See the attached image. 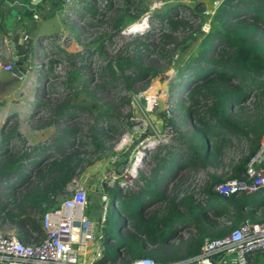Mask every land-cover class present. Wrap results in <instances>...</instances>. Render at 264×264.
<instances>
[{
    "label": "trees",
    "instance_id": "1",
    "mask_svg": "<svg viewBox=\"0 0 264 264\" xmlns=\"http://www.w3.org/2000/svg\"><path fill=\"white\" fill-rule=\"evenodd\" d=\"M96 1L99 0H90V2L85 0L81 7L73 10L77 21L90 16L92 21L87 22L86 25L94 29L98 25H105L102 20H97V16L104 17L113 12L107 24L109 31L105 30V37H96L91 40V44L85 45L82 52L65 54L71 68L62 76L63 79L59 83L68 88L71 93L54 105L51 111L52 116L44 125L37 126L41 128L52 125L54 122L59 124L63 117H71L78 111L97 110L93 124L84 135L87 140H79L78 128L63 125L58 130V126L55 128L57 132L53 134L52 140L32 145L31 150L23 148L13 152L9 144H12L13 137L18 135L16 128L1 131L0 177L11 182L19 180L23 189L25 186L18 197L13 196L15 203L21 209L19 213L13 214L9 211L5 214V217L18 225L20 229L18 237L25 243H30L31 236L24 229L26 225H31L42 233L40 220L43 212L56 207L69 194V183L73 178L90 166L95 158L100 157L107 150H112L114 144L118 142L123 122L114 118L113 108L109 110L108 107V109H101L96 106L93 102L97 97L96 94L102 93L104 89L116 90L123 85L126 89H131L135 84L148 81L151 77L158 75L161 71L157 69L159 62L163 60L167 67L170 66L176 52L192 38L191 34L180 38L175 36L178 29L183 31L188 29L191 32L193 21L198 19L199 27L206 17H210L209 31L202 33L197 53L190 55L176 69L177 77L183 72L187 74L186 81L180 85L187 91L186 104L179 102L173 106V110L182 116L192 118V128L178 132L177 135L180 142L186 145V150L178 160L176 158L179 155L169 150L163 152L164 156L156 155L155 158H158L157 164L165 162L177 164L182 160L185 166H188L187 168L194 170L208 165L217 166L232 137L245 139L247 154L232 162L229 170L224 173L225 176L209 174L208 182L200 188L203 195L202 201L206 199L201 206L202 201L199 203V200L194 199L196 194L194 190H186L184 197L178 201L168 197L167 217L160 222L161 226H159L160 220L156 217H151L152 220L140 218L132 232L117 233L113 239L110 230L106 229L111 228L108 223L109 213L106 212L102 228L107 245L102 261L124 263L137 257H150L159 263L182 260L197 254L206 238L221 237L230 231L229 227L221 226L219 221H215L216 228L210 227L207 230L196 225L197 233L183 246H170L167 244V238L169 234H172L173 220L176 219L172 217L175 206L180 209L176 208L175 213L185 216L184 218H187L189 214L201 221L205 217L209 218L206 213L212 212L219 218H226L228 222H231L232 227L238 226L245 219L257 222L256 213L262 211L264 213L263 200L261 202L252 200L253 203L250 198L252 194L245 193L221 196L213 190V186L227 179L243 178L246 162L257 149L264 134V115L256 108L257 104L261 105L260 97L264 94V78L262 79L264 76V0H223L211 16L201 14L200 11L204 10L201 7L202 2L196 1L194 9H191L192 22L187 17L177 18L176 11L180 7L178 4H170L152 15L161 22L155 42L150 40L152 33L149 31L140 33L128 46L118 51L105 63L98 62L97 57L107 53L106 49L112 46L111 40L127 24L137 20L139 15L146 11L147 6L135 5L132 0H121V2L105 0L106 5L104 4L103 8L105 7L106 11L101 13L97 10V5L89 4H94ZM198 27L194 29V32L198 30ZM76 31L79 32V29ZM0 32H2L1 21ZM170 45L172 46L169 47ZM3 50L0 45V52ZM83 53H86V56ZM53 65L54 60L50 61L48 71H41V74H45V77L52 75ZM77 83L80 88H77ZM91 84L96 86L90 88ZM253 89L258 95L252 106L238 108L237 106L249 98ZM80 96H83L85 100L89 99L91 103L88 104L85 100L78 101ZM120 102L121 105L124 102L128 103V100L123 99ZM247 109L249 111H245ZM194 115L198 117L194 119ZM168 122L174 125L173 120ZM126 123L129 125V122ZM68 137L73 138L75 143ZM52 147H54L53 152L49 151ZM76 147L81 150L74 149ZM46 150L48 153L45 152ZM43 152L47 153L44 160V157L40 158ZM34 164L38 166L36 165L37 167L30 173L27 166ZM106 193L109 197L106 210L119 206L118 209L127 216L131 213L128 209V198L119 200L112 189H107ZM4 205L5 203H0V211L4 210ZM192 208H195L194 211ZM23 209H30L32 214L25 215ZM147 242H152L155 247L147 248ZM126 254H128V260L123 258ZM255 255L253 261L249 256L250 264H264V251H258Z\"/></svg>",
    "mask_w": 264,
    "mask_h": 264
},
{
    "label": "rangeland",
    "instance_id": "2",
    "mask_svg": "<svg viewBox=\"0 0 264 264\" xmlns=\"http://www.w3.org/2000/svg\"><path fill=\"white\" fill-rule=\"evenodd\" d=\"M75 2L80 0H74ZM85 1V0H84ZM121 2V0H117ZM135 2V5L138 4L140 6H147L146 11L139 15V18L132 23L127 24L118 35L111 40L112 46L108 47L107 53L101 54V56L97 57V61L105 63L106 60L111 59L118 51L123 50L125 46H128L130 42L136 38V36L140 33L149 31L152 33L150 35V40L155 42L158 38V32L161 28L160 19L153 17L152 15L156 12L162 11L168 5H179V9L176 11L178 15L177 18L181 19L184 17L190 18L192 22V13L191 9H194V3L196 1L202 2V8L204 9L200 13L207 15V9L211 8V4L213 0H132ZM90 2V0H89ZM115 2V1H112ZM84 4V3H83ZM90 6L97 5V10L101 13L106 11V8H103L105 4V0L96 1V3H89ZM106 5V4H105ZM132 12V11H131ZM135 13V12H133ZM113 12L106 14L104 17L97 16V20H102V26H96V28H88L86 23L92 21L90 16H87L85 19H80L77 21V16L68 18V21L63 24L62 32L56 36H53L52 39L49 41L48 45L49 48L52 46L51 49H55L54 51L56 54H49L48 59H43L46 51H41L39 56L35 59L37 64H40V72L37 71L36 67L26 74L25 80L23 82H16L15 84L7 87L12 88L8 90V94H5L3 97H0V138H1V131L5 129L6 131L10 128H16L18 135L13 137L12 144H9V148L15 152L16 150H20L26 148L31 150V146L43 143L45 140H52L53 134L57 130L61 128L63 125L72 126L78 128L79 140L85 141L87 138H84V135L88 132L89 127L93 124L95 120L94 112L87 111H78V113L72 115L71 117H63V119L59 122H54L52 125H47L45 127L38 128L37 126L43 124L49 120L52 116L51 111L54 108V105L59 102L60 100H64L69 92L68 88L63 87L60 85V80L63 79L64 76L71 68L70 62L65 58V54L68 52H82L85 45H90L91 40L96 37H105V30H108L107 24L110 21ZM63 15H61V18ZM64 18V17H63ZM175 18V19H177ZM210 17H206L203 22L198 27V19L194 20L192 23V30L191 32L186 30L178 29L175 36H181L191 34L192 38L182 45L178 52L173 57V61L170 66H166L165 61H160L157 65V69L161 70L160 73L154 77H151L148 81H142L135 86H132L131 89H126L123 86L118 87L115 89H104L102 93L96 94V99L93 100L96 106L103 109L106 108L111 110L113 108L114 118L117 120H121L123 123L122 125V133L120 137L117 139L118 142L114 144L112 150H107L103 155L94 159L93 163L85 168L82 172H79L75 178H73V182L70 183V186L73 188L76 185H82L87 189L88 197H87V206L85 209V213L89 218L92 220L97 221L99 217H101L103 208L101 202V192L96 189V184L102 180L107 181L106 184L102 183L103 186L109 184L112 181L111 175L114 176L113 173H107L105 168H109V164L112 161H117L118 157L122 156V162L132 163V158L129 159L131 154H135L138 150H141L143 147L145 148L148 140L144 141L145 138L152 139L151 135H159L163 133L165 130L168 132L167 136L165 137L164 141L155 149H145V155L142 159L143 162L146 163V167H151L154 163L158 161V158H155L156 155L164 156L163 152L165 150H169L170 152L176 153L178 160L182 154H184L186 150V145L180 142L178 138V132H184L186 130H190L193 126L192 118L182 116L177 111L173 110V106L177 103L181 102L186 104V92L183 87L181 88L180 85L182 82L186 81L187 74L183 72L180 76L177 77L176 69L181 66L184 61L193 54H196L198 51V45L201 40L203 32L202 25L204 22H209ZM83 22V23H82ZM96 22V21H94ZM146 24L143 25L142 29L127 31L132 27V25L137 24ZM102 23V22H101ZM198 27V30H195ZM79 29V32L76 30ZM109 31V30H108ZM189 32V33H188ZM47 45V46H48ZM77 45V46H75ZM54 46L56 48H54ZM170 45L169 47H171ZM59 48V49H57ZM80 48V49H79ZM50 49V50H51ZM74 50V51H69ZM2 53V52H1ZM86 56V53H83ZM0 61H4V58L7 56H0ZM58 59V60H57ZM154 59V58H153ZM54 60V65L52 68V75L44 76L41 74V70L44 72L48 71V66L50 65V61ZM155 60V59H154ZM2 61V62H3ZM156 61V60H155ZM157 62V61H156ZM78 66V64H77ZM57 76V78H56ZM60 77V78H58ZM264 76H262V79ZM46 79V80H45ZM191 84V83H190ZM189 84V85H190ZM77 88H80V85L76 84ZM75 86V87H76ZM96 84L90 86V88L95 87ZM122 87V88H121ZM181 88V89H180ZM5 92V90H0V92ZM264 92V87H263ZM83 93V92H82ZM84 94V93H83ZM258 93L253 91L251 92L249 98L243 101L239 107H247L252 106L253 102L256 100ZM0 96H2L0 94ZM157 97L161 99V102L166 100L165 103H170V116L165 118L163 115V111L159 113V117L152 116L151 114H147L144 112V107L141 105L143 103L144 97ZM127 99V102H124L120 105V100ZM259 99V98H258ZM84 101L85 98L83 96L78 97V101ZM141 100V101H140ZM8 101V102H7ZM261 105L257 104L256 108L261 110L262 115H264V94L260 97ZM86 103H91L89 99L85 100ZM145 103H143L144 105ZM165 104L162 103L161 106ZM114 106V107H113ZM145 106V105H144ZM108 107V108H107ZM251 108V107H249ZM249 111V109L245 110ZM251 111V110H250ZM130 114V115H128ZM76 117V118H74ZM198 116L194 115V119ZM53 118V117H52ZM160 118V119H159ZM173 120V124L169 123V120ZM168 120V121H167ZM104 122V121H103ZM129 122V125L126 123ZM105 124V123H104ZM114 124V121H113ZM71 142L75 143L73 138H69ZM217 140V139H216ZM219 140V139H218ZM143 142V143H142ZM160 143V142H159ZM160 145V146H159ZM162 147L160 150L159 148ZM81 150L80 148H74ZM90 149V148H88ZM160 153H159V151ZM2 148L0 149V152ZM49 151H54V147H52ZM45 152L48 153L46 150ZM43 152L44 154L40 155V158L45 159V155L47 153ZM52 154V153H51ZM160 154V155H159ZM247 154V146L246 141L244 138L237 139L232 137L230 142L227 143L225 147L224 154L221 158L220 164L217 166H206L203 168H198L194 170L192 168H187L183 171L175 170L173 172L175 175L172 177L174 181L171 182L169 185L168 191L169 194L176 192H184V191H192L194 190L199 196H201L200 188L209 180V174L215 173L218 175L225 176V172L229 170L230 165L232 162L236 161L243 155ZM41 160V161H43ZM39 164H42L39 162ZM38 164H34L31 166H27L28 171L31 173ZM43 166V165H42ZM26 168V169H27ZM112 172V171H111ZM177 174V175H176ZM31 176V174H30ZM116 176V175H115ZM15 178V177H12ZM11 178V179H12ZM101 184V185H102ZM182 184V185H181ZM22 183L19 180L15 182H11L6 178L1 179L0 177V203L4 205V210L0 211V231L4 233H14L17 236L20 235V229L16 223H13L10 219L5 217L7 212H11L13 214H18L21 210L17 204L15 203V197H18L25 189L22 187ZM27 186V185H26ZM94 187V190L91 189ZM117 187V186H116ZM115 187V188H116ZM106 187H103L102 192L106 193ZM262 191V189L260 190ZM259 191V192H260ZM257 194L250 195L251 200L256 202H261L264 199V194L261 192ZM69 195V194H68ZM66 195V197L68 196ZM107 203L109 202V197L107 195ZM107 208L106 212L109 213V221L111 228H106L110 230V235L114 239L117 233H119L120 223L122 221L121 217L123 214L119 215L120 209L116 208ZM23 213L25 215L32 214L30 209H23ZM38 215V214H37ZM106 215V214H105ZM210 219H213L215 215L211 212L209 214L206 213ZM187 218L194 222L193 219L187 214ZM186 218V219H187ZM124 219V217H123ZM207 219V217H205ZM220 222L221 226L229 227V230L233 229L231 222H228L227 219H222L221 217L217 219ZM217 221V222H218ZM27 226V225H26ZM25 226V230L28 231L29 235L31 236L30 242H36L42 237L41 231L38 232L32 226ZM177 230L172 231V235H174L173 240L168 243V245L172 246H183L190 238L194 237L197 233L195 228H188V226H179ZM208 229V228H204ZM209 239V238H206ZM128 254H126L123 258L127 259Z\"/></svg>",
    "mask_w": 264,
    "mask_h": 264
},
{
    "label": "built area",
    "instance_id": "3",
    "mask_svg": "<svg viewBox=\"0 0 264 264\" xmlns=\"http://www.w3.org/2000/svg\"><path fill=\"white\" fill-rule=\"evenodd\" d=\"M222 1L213 0L206 14L211 16ZM209 26L210 21L204 22L201 30L208 32ZM0 66L5 70L13 68L9 61L0 62ZM165 101L161 102L155 96H145V106L142 102L141 105L147 114H154L161 107L163 116L167 118L170 116V103ZM162 103L165 105L161 106ZM167 134L166 130L159 135L154 133L147 145L153 144L154 148L164 141ZM139 154L144 157L145 150H138L129 156L132 163L127 162L121 174L125 178H132L135 174L137 166L134 163ZM242 176V179L232 178L216 183L213 190L221 196H230L254 194L264 189V134L257 149L248 158ZM70 183L69 195L56 207L43 212L40 220L42 237L38 241L25 243L14 233L0 231V264H250V255L264 251V221L245 219L225 235L205 239L199 252L189 258L162 263L155 262L150 257H137L124 263L102 261L107 245L102 227L108 201L107 195L102 192L103 185L96 187L101 192L103 212L95 221L85 213L87 189L80 184L73 188Z\"/></svg>",
    "mask_w": 264,
    "mask_h": 264
},
{
    "label": "crops",
    "instance_id": "4",
    "mask_svg": "<svg viewBox=\"0 0 264 264\" xmlns=\"http://www.w3.org/2000/svg\"><path fill=\"white\" fill-rule=\"evenodd\" d=\"M83 2L84 0H80V2H75L74 0H0V12L2 17L0 19L2 26V32H0V45H2L4 49L2 53L0 52V56H7V58H4V61H2L8 62L10 60L11 52L9 50V44L12 41V43L15 44L14 47L17 51V54H22L26 58L25 60L29 62V66L22 65L19 67L20 72L23 74L22 77L14 76L11 79H6L8 78V76L5 74L6 70L4 69V71L0 66V90H5V92H0L2 95L0 97L8 94V90L12 89L7 87L15 84L18 81L20 83L23 82V80L26 78V74H28V72L32 70L33 67H36L37 71L40 72V64H37L35 59L37 56H39L41 51L47 52L43 59H48L49 54H56L54 52L56 50L51 49L52 46L49 48V41L53 36H56L55 34L58 35L62 32L63 24L68 21V18L76 16L73 10L81 7ZM61 15H63L64 18H61ZM8 36H10L12 39H8ZM54 48L56 47L54 46ZM160 112L161 110H158L156 113L151 115L158 118ZM149 139L150 138L144 140L146 141ZM157 146L152 149H155ZM161 148L162 147H160L159 150ZM144 149L145 148L143 147L142 150ZM132 155L134 154H131L130 156ZM158 164L159 166H157ZM158 164L156 162V164L154 163L151 167L147 168L146 163L141 161L134 172L135 174L133 178H125L123 175H121L122 170L119 171V168L122 167L123 169V167L126 165L122 162V156L120 158L118 157L117 161H112L111 164H109V168H105L107 173L114 172V176L111 175L112 181L110 182V185L107 184L104 186L106 189H112L114 193L118 195L117 197L119 200L128 198V209L131 210L129 211L131 213L128 216L121 211L119 212V215L123 214L121 217L122 221L120 223L119 233H125L126 231L132 232L134 226H136L137 221L140 218L150 219L151 217H156L160 220V223L167 217L166 206L168 197L172 199L174 198L173 201H178L184 197L185 191L181 193L176 192V194H169L168 188L171 182L174 181L172 177L175 174L173 172H175V170L177 171V169L183 171L187 169L188 166H185L182 160L178 161L177 164L173 162ZM103 182L106 184L108 180H102L96 184H102ZM91 189L94 190V187H91ZM260 192L264 194V189H262ZM202 198V194L201 196H199L197 193L194 195L195 201L199 200V203H201ZM205 200L206 199L202 201L200 206L204 204ZM176 208L178 207L175 206V212ZM195 208H192V211H194ZM262 209H264V206ZM175 212L172 214V217L176 218L173 220V228H178V225L188 226V228H195L196 225H199L203 228L217 227V223H215V221L217 222V219L219 218L217 215L213 219L207 218L202 219L201 221L197 220L193 215H190L194 221L192 222L188 218H184L185 216L176 214ZM262 212L256 213L257 222L264 221V213ZM159 226H161V223ZM173 238L176 237H174L172 234H169V238H167V244L170 243ZM154 247L155 245L152 242H147V248ZM255 257V254L250 255V260L253 261Z\"/></svg>",
    "mask_w": 264,
    "mask_h": 264
},
{
    "label": "water",
    "instance_id": "5",
    "mask_svg": "<svg viewBox=\"0 0 264 264\" xmlns=\"http://www.w3.org/2000/svg\"><path fill=\"white\" fill-rule=\"evenodd\" d=\"M133 30H138V29H132L130 28L127 31H133ZM23 36L25 37V35L23 34ZM8 39H12L10 36H8ZM15 44L12 43V41L9 44V50L11 52V57L9 62L13 65V68L11 70H7L5 71L6 76H8V78L6 79H11L14 76L17 77H22L23 74L20 72L19 67L22 65L25 66H29V62L27 60H25L26 58L22 55V54H17V51L15 50ZM8 102V101H7ZM161 109V107H159V110ZM122 170V167L119 168V171ZM134 177V175L132 176V178Z\"/></svg>",
    "mask_w": 264,
    "mask_h": 264
},
{
    "label": "bare ground",
    "instance_id": "6",
    "mask_svg": "<svg viewBox=\"0 0 264 264\" xmlns=\"http://www.w3.org/2000/svg\"><path fill=\"white\" fill-rule=\"evenodd\" d=\"M143 25L145 26L146 24H144V22H143L142 24L133 25L130 28H132V29H138L139 30V29H142L143 28ZM152 147H153V144H149V145L146 146V148H148V149H152ZM142 159H143V155L142 154H139V157L137 158V161L134 163V165L135 166H138V164L142 161Z\"/></svg>",
    "mask_w": 264,
    "mask_h": 264
},
{
    "label": "clouds",
    "instance_id": "7",
    "mask_svg": "<svg viewBox=\"0 0 264 264\" xmlns=\"http://www.w3.org/2000/svg\"><path fill=\"white\" fill-rule=\"evenodd\" d=\"M155 146H157V145H155ZM145 149H147V148L145 147ZM145 149H144V150H145ZM143 158H144V157H143ZM177 229H179V228H172V230H171V229H170V230L173 231V230H177Z\"/></svg>",
    "mask_w": 264,
    "mask_h": 264
}]
</instances>
